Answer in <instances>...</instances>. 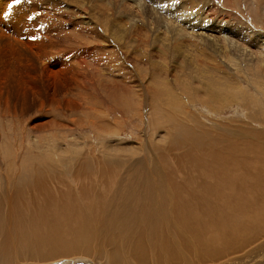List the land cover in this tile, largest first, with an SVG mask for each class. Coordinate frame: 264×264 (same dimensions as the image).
Instances as JSON below:
<instances>
[{"label":"rangeland","instance_id":"374dc122","mask_svg":"<svg viewBox=\"0 0 264 264\" xmlns=\"http://www.w3.org/2000/svg\"><path fill=\"white\" fill-rule=\"evenodd\" d=\"M8 4L0 0V190L4 153L17 184L16 162L103 157L104 144L168 156L156 152L159 133L168 144L189 127L171 116L264 127V0Z\"/></svg>","mask_w":264,"mask_h":264},{"label":"bare ground","instance_id":"6f19581e","mask_svg":"<svg viewBox=\"0 0 264 264\" xmlns=\"http://www.w3.org/2000/svg\"><path fill=\"white\" fill-rule=\"evenodd\" d=\"M171 117L189 127L159 133L156 159L104 144L113 153L16 162V184L4 153L0 264H264V127Z\"/></svg>","mask_w":264,"mask_h":264},{"label":"snow or ice","instance_id":"6c2138e0","mask_svg":"<svg viewBox=\"0 0 264 264\" xmlns=\"http://www.w3.org/2000/svg\"><path fill=\"white\" fill-rule=\"evenodd\" d=\"M23 2V0H9L8 8H13L16 5H19ZM28 19H31V16L28 17ZM31 39H36V37H31Z\"/></svg>","mask_w":264,"mask_h":264}]
</instances>
